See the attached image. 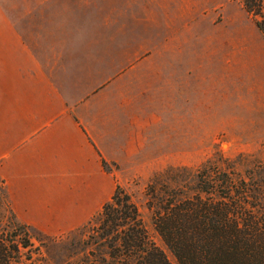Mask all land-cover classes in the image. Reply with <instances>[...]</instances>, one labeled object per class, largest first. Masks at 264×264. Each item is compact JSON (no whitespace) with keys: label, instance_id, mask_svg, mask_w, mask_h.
Listing matches in <instances>:
<instances>
[{"label":"crops","instance_id":"crops-1","mask_svg":"<svg viewBox=\"0 0 264 264\" xmlns=\"http://www.w3.org/2000/svg\"><path fill=\"white\" fill-rule=\"evenodd\" d=\"M103 1L84 8L83 0H0V183L14 219L48 236L80 228L111 200L117 185L112 166L129 171L133 158L161 149V110L170 111L166 130L186 131L187 139L192 133L194 141L196 118L204 133L207 125L220 131L227 122L221 94L213 95L205 78L194 87L196 59L174 49L156 51L175 33L149 51L138 46L132 61L126 54V66L98 81L111 66L114 72L116 56L98 53L91 32L79 36L82 15L74 18L72 11L89 14V22L120 25L113 30L117 45L121 21L137 30L128 46L145 44L140 34L147 28L145 8L131 0L123 6ZM132 11L139 17L131 19ZM136 65L138 71L109 93L100 91Z\"/></svg>","mask_w":264,"mask_h":264},{"label":"rangeland","instance_id":"rangeland-1","mask_svg":"<svg viewBox=\"0 0 264 264\" xmlns=\"http://www.w3.org/2000/svg\"><path fill=\"white\" fill-rule=\"evenodd\" d=\"M83 1V7L88 8L91 0ZM122 2L123 0H119L121 6ZM131 2L134 8L141 6L146 9V13L141 14L146 19L147 28L142 29L140 34L145 37L146 43L137 46L127 44L128 39L133 41L129 36L137 32L132 28L133 23L124 28L121 21L122 39L117 45L113 43L114 38L117 39L113 30H117L120 25L116 28L107 27L103 21H99L101 18L94 21L93 17L89 22V14L80 9L72 11L74 18L82 15L79 36L83 37L91 32L90 37L96 38L94 41L98 42V53L116 56L114 72L111 71V66L108 72L98 75V81L109 79L112 73L126 66V54L131 56L132 61L138 46L141 52L142 49L149 51L161 38L175 33L174 37L156 51L174 49L179 54L194 57V87L202 86V79L205 78L206 87L211 93L217 95L219 92L222 99L227 101L226 109L223 110L226 124L221 126L220 131L218 126L207 125L210 131L206 130L204 133L203 126L199 124L200 117L196 118L193 135L195 141L190 138L192 133H189L187 139L186 131L176 135L169 129L166 130L165 120L169 118L170 111L161 110L162 114L157 120L163 121L164 125L163 130L158 133L162 141L157 145L161 149L149 151L145 158H133L129 171L120 172L117 166L111 168L116 175V189L136 208L138 220L149 241L165 255L170 264H177L153 226L158 203L162 200H175L172 194L174 190H185L186 196H191L196 176L204 177L206 172L203 169L207 166L241 176L264 168V37L236 0ZM103 5L105 2L100 0L99 6ZM130 16L133 19L135 16L139 17V14L132 11ZM175 41H179V44ZM119 54L124 56L123 62L118 60ZM137 65L114 77V80L111 78L100 91L109 93L119 81L138 71ZM146 111L147 121H152V110ZM208 133L210 140H203L202 137L208 136ZM143 159L145 164L139 165ZM101 209L80 228L55 236L44 235L14 219L0 183V235L8 237L14 232L16 264H108L107 247H99L96 240L100 233L90 224Z\"/></svg>","mask_w":264,"mask_h":264},{"label":"trees","instance_id":"trees-1","mask_svg":"<svg viewBox=\"0 0 264 264\" xmlns=\"http://www.w3.org/2000/svg\"><path fill=\"white\" fill-rule=\"evenodd\" d=\"M236 1L264 37V0ZM203 170L191 196L174 190L175 200L158 203L156 233L177 264H264V168L246 176ZM90 224L100 233L99 247H107L108 264H170L117 189ZM13 233L0 235V264H16Z\"/></svg>","mask_w":264,"mask_h":264}]
</instances>
